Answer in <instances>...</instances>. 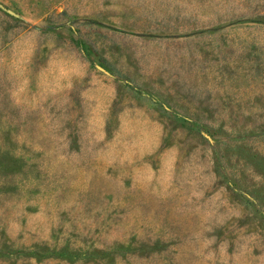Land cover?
<instances>
[{
  "label": "rangeland",
  "instance_id": "374dc122",
  "mask_svg": "<svg viewBox=\"0 0 264 264\" xmlns=\"http://www.w3.org/2000/svg\"><path fill=\"white\" fill-rule=\"evenodd\" d=\"M0 264H264V0H0Z\"/></svg>",
  "mask_w": 264,
  "mask_h": 264
},
{
  "label": "water",
  "instance_id": "95a60500",
  "mask_svg": "<svg viewBox=\"0 0 264 264\" xmlns=\"http://www.w3.org/2000/svg\"><path fill=\"white\" fill-rule=\"evenodd\" d=\"M9 12H11L13 14V12L11 10L8 9Z\"/></svg>",
  "mask_w": 264,
  "mask_h": 264
}]
</instances>
